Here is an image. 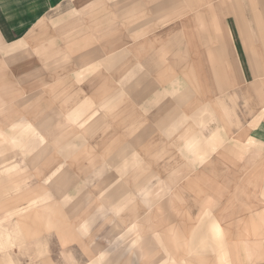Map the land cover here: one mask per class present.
Listing matches in <instances>:
<instances>
[{"label": "crops", "instance_id": "crops-1", "mask_svg": "<svg viewBox=\"0 0 264 264\" xmlns=\"http://www.w3.org/2000/svg\"><path fill=\"white\" fill-rule=\"evenodd\" d=\"M131 1H89L106 7L79 36L89 62L58 64L57 112L78 132L57 150L78 148L72 167L110 161L117 178L63 179V162L60 179L16 191L0 169V264H264V0L249 14L241 0H184L181 15L177 0ZM68 3L0 0V82L22 51L49 55L57 41L33 32Z\"/></svg>", "mask_w": 264, "mask_h": 264}, {"label": "rangeland", "instance_id": "rangeland-1", "mask_svg": "<svg viewBox=\"0 0 264 264\" xmlns=\"http://www.w3.org/2000/svg\"><path fill=\"white\" fill-rule=\"evenodd\" d=\"M89 1L91 0H69L64 9L50 13L37 27L36 31L33 32L34 39L32 38L33 36L31 38L32 43L34 41L40 42L43 38L55 40L57 42L53 46L54 49L50 47L52 49L48 56L43 55V53L34 52L32 47L26 51H22L17 60L15 73L17 74V78H12L11 80L8 76L9 72L7 75L5 73L4 76L2 75L0 98L10 102L11 105L2 104L1 107L0 104V122L2 127L8 125V128L11 127V129L10 131H6L4 130L5 128L3 129L0 126L6 133V138H1L0 140V169H2V180L19 179L15 185H12V187L16 186V191L25 186V179H31V183L34 182V187H40L38 184L42 183L43 179H46L47 182L52 181V179H60L63 175H60V172L64 168L67 172L63 179L117 178V169L111 166L110 161H108L110 167H94L91 169V167L83 166L82 164L80 167H72L69 165L74 163L75 156L79 155L81 157L82 154L77 150L78 148L69 150L70 147L68 145L66 146L67 150L65 152L62 151L64 155H61L57 150L59 146L64 145L63 136H59L60 133H65L64 136H67L69 132H78L76 127L68 125V120H66L64 115L57 112L59 110L58 107H67V104L59 105L57 103L58 98H65L64 89L59 88L57 83L58 77L63 75L64 67H60L62 72H59L58 64L69 63V65H73L76 63L87 64L89 62L91 47L82 45L83 43H89V41H82L79 36L82 34L89 37L91 16H97L96 10H106L107 1L113 0H102L101 3H105L103 9L87 7L86 5L89 4ZM241 1H243L242 10L249 14V8H244V5L249 0ZM258 1L257 7L258 10H261L260 1ZM177 2L178 14H185L187 9L182 6L185 4L184 0H177ZM131 4L135 7L138 6L137 0H134ZM188 10L191 12V9ZM198 10L200 9L195 8L194 12ZM216 10L218 11V9ZM234 10L235 8L227 7L221 13L218 11L221 17L224 16V21L222 22L227 23L229 15L235 12ZM59 24L60 28L58 27ZM2 62L6 65L10 61L8 58H3ZM45 64H52L53 66H49V70L45 68ZM59 90H61L60 94ZM38 101L44 104H35ZM41 106L46 110L40 112L38 108ZM27 119L34 125L28 123ZM10 120L15 121H12V123ZM44 121L47 124H44ZM37 129H43L46 133L44 134L45 136L37 133ZM68 150L69 152H67ZM66 158H69L68 162L65 161ZM63 162L66 163L64 168L63 164H61ZM100 162L104 163L105 161ZM86 163L88 165L87 159ZM97 169L98 171H96ZM100 169L102 170L100 171ZM123 179L127 178L124 177ZM131 179L138 178L133 177ZM9 184L2 185L6 193L9 192L11 187ZM48 198H50L49 194L46 193L30 201L32 204H29L28 207L32 205L39 206L41 203L43 205L44 201L48 200ZM23 209H27L26 206L18 207V214ZM2 235H4V232H2ZM5 235L7 242L1 243V248H4L5 244L9 243L11 239V236ZM16 235L18 241H21L23 232L20 227H18ZM35 253H37L36 248L34 249ZM49 254L56 257L59 256L57 249H49ZM33 260L34 264H39L41 258L35 257Z\"/></svg>", "mask_w": 264, "mask_h": 264}, {"label": "bare ground", "instance_id": "bare-ground-1", "mask_svg": "<svg viewBox=\"0 0 264 264\" xmlns=\"http://www.w3.org/2000/svg\"><path fill=\"white\" fill-rule=\"evenodd\" d=\"M0 138H2V139H5L6 138V136L5 135H0ZM4 154V153H3ZM13 188V187H12ZM15 189V188H14ZM4 236H5V233H4ZM3 243V242H2Z\"/></svg>", "mask_w": 264, "mask_h": 264}]
</instances>
